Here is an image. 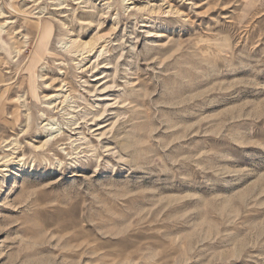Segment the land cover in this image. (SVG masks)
Masks as SVG:
<instances>
[{
  "label": "rangeland",
  "instance_id": "obj_1",
  "mask_svg": "<svg viewBox=\"0 0 264 264\" xmlns=\"http://www.w3.org/2000/svg\"><path fill=\"white\" fill-rule=\"evenodd\" d=\"M0 72V264H264V0H0Z\"/></svg>",
  "mask_w": 264,
  "mask_h": 264
},
{
  "label": "bare ground",
  "instance_id": "obj_2",
  "mask_svg": "<svg viewBox=\"0 0 264 264\" xmlns=\"http://www.w3.org/2000/svg\"><path fill=\"white\" fill-rule=\"evenodd\" d=\"M46 32V31H45ZM0 75H1V72H0ZM49 142V141H48Z\"/></svg>",
  "mask_w": 264,
  "mask_h": 264
}]
</instances>
